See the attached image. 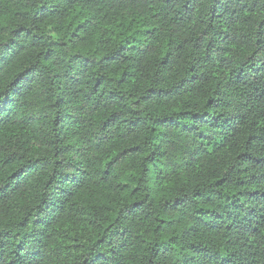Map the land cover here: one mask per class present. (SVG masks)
<instances>
[{"label":"trees","instance_id":"1","mask_svg":"<svg viewBox=\"0 0 264 264\" xmlns=\"http://www.w3.org/2000/svg\"><path fill=\"white\" fill-rule=\"evenodd\" d=\"M0 264H264V0H0Z\"/></svg>","mask_w":264,"mask_h":264}]
</instances>
